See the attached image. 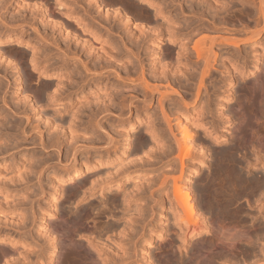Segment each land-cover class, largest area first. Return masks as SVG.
I'll return each instance as SVG.
<instances>
[{
	"label": "rangeland",
	"instance_id": "obj_1",
	"mask_svg": "<svg viewBox=\"0 0 264 264\" xmlns=\"http://www.w3.org/2000/svg\"><path fill=\"white\" fill-rule=\"evenodd\" d=\"M88 1L89 0H57V1L56 0H0V233H1L0 235L4 236V237L6 236V238H8L7 241L0 242V245L4 244L6 247L8 246L9 248L7 247L6 249H8L7 252L10 253V256L7 259L5 264H34V263L38 264L39 261L42 259L41 258L43 256L42 254L46 255L48 253V249H49V246H48L49 243H47L49 239H45V238H47V234L45 236H43L45 233H47L45 229L51 224V222L54 221V219H55V217H57V215H59L61 213L67 214V211L69 210L67 208L73 207L71 209L75 210L76 209L75 207H77V209H79L78 204L80 203V201L82 199V197L80 196V193L82 190H83L82 194H83V192L84 193L86 192L85 190H87V192H88V193H85V195L81 194L82 196L87 197L84 202H87V200L91 201L92 205L94 204V206L95 205L100 206L103 203H106L107 200H109L111 202L114 201V203L116 202V204L119 203V205H118L119 207H117L115 209L114 215L112 212L110 213L107 210L106 211L107 213L105 212L103 214V216L100 217V220L102 221V223H99V226L101 224H104L103 222L108 221V220L110 222L112 220V223L115 225V227H117L118 231L124 230L125 226H128L129 224L132 226V230H130L131 242L126 243L125 246H127L128 248L131 249V253L133 255L132 259L135 261L134 263H136V264H169V262H170L169 260L174 258L172 260V264H174L176 262H173V261L178 260V259L176 260L175 258H177V257L179 258V256L184 255L183 254L184 253V251H183L184 247H186V246H187L186 248H190V246L192 247L194 245V243H196L195 242L196 240L197 241L200 240L202 242L207 241L211 237L210 233H209L210 229L207 228L205 225L201 230L202 233H198L194 236H191L190 238H188V241L186 240V241H183L182 243L180 240L177 241V239L175 240V243H173L174 240H171V239H175L176 228H175L174 222H173V216H172L173 214H171V209L169 208V205H167L169 203V201L167 199H166L167 201L164 199V197H165L164 195L166 194V192H168L167 190L171 189L170 183L173 182V180H172L173 178L171 179L172 176L169 174L171 177L169 176L167 178V182H169V183L165 184L166 190L164 189L163 190L164 192L163 191L161 192V188L159 186L161 184H160V181H158V180H161L162 179L161 177L163 175L168 174L169 171H170V173H172L171 169L174 170L173 173L174 174L177 173L176 175H177V177H179L178 173L180 172V170L177 172L175 169H177V168L179 169L180 163L178 162L179 159L174 155L176 153V151L174 149L172 150V154L170 152L171 150L168 153V150H167L168 148L166 149L167 151L165 150V148L168 147V145H169V144L167 145L166 141H168V143H170V145L174 141H173V137L171 138V135H169L168 128L166 126V123H164V119H162V116H160L161 114H159V110H156L154 108V107H156L154 104L151 107L148 106L149 108L147 107L146 109L144 107H143V109L140 107L134 108L135 110L136 109L138 110L140 108V111L136 112L137 110L136 111L133 110L132 113L123 114V117H124L123 119L116 118V115L118 113L117 106L113 105L112 106V112L107 116L108 119L105 120L101 125V127H103L104 129L99 128L97 131L94 130V127H93L94 125L92 123H87V121L85 119V113H86L89 106L94 107L97 105H102L101 102L106 101L108 98L107 96L111 97L113 95L112 93H115L118 90L120 91L119 88H121L122 92H124L125 94H129V95L132 94L134 89L136 88V85L129 84V83H127V81H125V83L117 81L112 75H110L108 77L107 73H104L103 75H101L99 77V74L101 72H104L106 69H113V67L115 66V65H111V66H107V67L105 66L104 67L102 64V61H100L101 54H102L104 49L108 50L107 47H109V45L110 46L114 45V47H117L119 45L116 48L117 51L114 52L115 58L117 57L115 63H116V65L120 64L121 62L123 63V64H121V69H120V72L123 75L124 74V68L123 67L127 64H130L134 60V57H132L134 55H132L131 50L133 51V49L135 48V45H133V44H134V41L136 40V37L135 38L132 37L133 35H131V34L139 29L138 26L140 28H142V27H146V28L147 27H154V24L156 25L157 21L158 22L164 21L162 23H164V25L166 26L168 24L172 25L171 21L174 20V22H177L176 24L173 22L175 25H179L178 26L179 28L183 27V29H181L182 30V35H181L182 37L179 38V39H181V38L182 39L178 40V42L174 43L175 45L177 43H179V44L182 43L183 39L185 40L186 37H188V36H192V37L188 38L189 42L192 41L193 39L195 40V38L197 39V37H199L198 35L200 34L199 32H201V34L203 36L208 35V34L214 35L215 32H216V34L219 33L220 35H222V33H224L222 36H225L226 34H227L226 36H232L235 33L236 35L237 34L241 35V36L237 35L238 38H242V37L247 36L246 34H248V33H245V32L250 30L252 27L251 26L249 29L245 28L246 26L249 25L246 23V22H248V20H247L248 19V15H247L248 11L246 10L247 7L245 6L246 4L241 5V2H239V0H237L238 3L240 4V7L242 6L246 10V11H244V9L240 8L241 10H243V13L245 12L244 15L247 17L246 18L244 15H242L243 14V13H241L242 11L241 12L238 11L240 15L238 14L237 10L234 11L235 9L239 8V7H237L239 5H236V3H234V2H237L236 0H232V1L231 0H219L220 4H219V2L215 3L216 6L215 5L211 6V4H212L211 0H210L211 4H209V2H208L209 0H207V1L205 0L206 2L204 0H200V1L199 0H197V1L196 0H148V1L153 2L152 6L147 5V4H149V2L147 0H141V1L135 0V1H137L136 3H135V1L132 2L133 0H130L131 2H129L128 5H126L127 3L125 4L126 1L128 2V0H126V1L123 0V3L121 0L120 2L116 3L117 5L116 4L110 5V0H107V1L101 0L103 2V4H107L106 8L109 7L110 11H113L117 7H118V9H122V11H124L122 13H125V14H121V15L119 14L118 15V18L120 19L119 20L115 14L119 11L118 9H117L118 11L115 10V13L113 14L114 16H112L113 12L111 13L112 17L110 16L109 19L106 18L107 14H105V10L103 11L102 9H98V8L94 9L93 8V10H91L90 13H86V11H84L82 8H80V6H82L84 4L86 5V3ZM143 1H144V3H143ZM145 1H146V3H145ZM173 1H175V2H173ZM197 2L199 4L201 3L200 6L197 4ZM224 2L225 3L226 2H228V3L232 2L231 6L233 4H235L236 6L233 5L235 8L232 6V8H234V9H232L230 7V4H229L230 13L233 12V14H234V12H236V14H234V15H238L240 17L242 16L245 19H241L242 17L241 18L239 17V20H238V17L236 19V16H234L235 17L234 18L233 14L232 15L228 14V11H229L228 8L229 7L226 9L228 4L223 5ZM132 3H134L133 6H132ZM137 3H141V4H139L138 7L136 6L138 9L135 7V5H137ZM158 3H160V4H158ZM202 4H204V5L206 4L205 7ZM158 5L160 7L162 6L161 7L162 11L160 10L161 11L160 14L156 13V12L152 13L153 9L154 10H155V8L160 9V7ZM209 5L211 7H209ZM221 5L225 6L226 10H224V7H223V9L220 8ZM196 6H197L198 10L195 8ZM218 6H219V8H218ZM150 7H151V9H150ZM179 7H181L180 9L183 13L179 10ZM200 7H202V9ZM123 8H124V10H123ZM145 8H147V10ZM194 8L196 9V11H193V10H195ZM214 8H216V9H214ZM190 9H192V12H190L191 11ZM240 9H238V10H240ZM199 10H202V11H199ZM215 10H217V11L215 12V14H213V12ZM123 15H125L129 18H127ZM212 16L213 17L215 16L214 18H212V20H216L217 22L220 21L221 24L219 25L215 21V23L217 25L214 23H213L214 26L211 25L212 24V21H211ZM167 17H168V19L171 18L169 22L168 21L166 22V20H168V19H166ZM230 17H233V19ZM164 18H165V20H164ZM220 18L222 20L224 18V21H221ZM113 19H114V21H113ZM122 19H124V20H122ZM125 19L128 21L125 22ZM241 20L242 21L247 20L246 22L244 21L247 25L245 26V23H243ZM206 21H207V23H206ZM225 21H227V23L222 24V22H225ZM203 23H205V24H203ZM252 23H253V21L251 22V25H252ZM174 24L172 25V27L174 26ZM241 24H244V28H242L243 25H241ZM208 25L213 26V27L209 28ZM215 25H216V28H215ZM184 27H187L186 31H185ZM168 28H169V26H168ZM168 28L167 29L165 28L164 31H167V30L168 31L163 33V37L165 39L168 37V35H167V37H165L166 35H164V34L171 33L170 32L171 29L170 28L168 29ZM202 28H203V30H201ZM204 28H206V29H204ZM220 28H221V30H220ZM222 28H224V30ZM229 28H230V30H229ZM231 28H233V30H232L233 33L228 32V31H231ZM235 28L236 29L238 28V29L236 30ZM242 29L245 31H243ZM195 30H197V32ZM208 30H209V32H208ZM130 31H131V33H130ZM191 33H193V34H191ZM205 33H207V34H205ZM228 33L232 34V35H229ZM243 33H245V34H243ZM263 33H264V31H263ZM263 33H262L261 38H264ZM236 35H235V37H236ZM17 38L19 41H22V43H23L22 45H20V46L15 45V41L17 40ZM190 38H191V40H190ZM200 38H201V36H200ZM261 40L262 41H260L257 45H254V47H256V46H258V47L260 46V47H259V49H258V47H256L258 50L253 51V53H252V50L254 48H253V46H252L253 49L251 48V46H250L251 43H241L242 45L240 44V46L242 48L240 47L238 49L237 47H233V48H235L234 50H233V48L231 49L232 46L228 47L227 45H220V44H216V46H215V44H213V48L215 47L213 50L216 51L217 54L219 53L217 55L218 60L215 59L212 62L213 67L210 68L209 73H207V75L204 78L205 79L204 80L205 81L204 82L205 88H202L201 89L202 91H200V98H201L200 102H201V104L199 103V104H197V106H196V104L192 103V98H193V95L195 93L194 89H196V87H194V86H196V83H197V81L195 79L197 77H195V79L193 80L194 82L196 81L195 85H194V82H191V81L188 82V81H186V79L184 80V78H182V77L179 78L178 80L174 79L172 77L173 79L171 78L172 80L169 81L171 84L170 86L172 88H178V89H176L178 91L181 90L180 94L183 96L186 95V93H187V92L185 93L186 88L184 89V87H189V88L191 87L190 91H192V92L188 91L189 88H187V91L190 92V93H188V95L190 94L192 97L190 95L189 96L187 95V97L184 96V97H186V98H184V99H186V101H189V103L191 102L190 104L187 103V106H185V105L183 106V104H181V102L179 101L181 95L180 96L177 95V96H179V98L176 95H174L176 97L175 99L178 98L179 100L178 101L177 100H171V101L169 100V101L171 103L174 102L175 105L177 104L176 105L177 108L171 109L174 103L171 104L168 101H167L168 103L166 102L164 104V108L166 107L165 112L167 113V115L169 114L168 117L170 118L171 126L173 127V128L171 127L172 131L175 132V135L178 134L177 137L181 136V135H179L180 131H179V129H177L178 127H176L177 121H180L182 123H184L186 121L187 124L191 123V125H190L191 131L194 128L193 130L195 132L192 131L191 133H192V135L194 134L192 141L194 144L196 143V148H195L196 151H194V153H193L194 155L192 158L186 159V162L188 164L185 162V168H186L185 171H189V172H188V174H187V172H185L186 173V174L184 173L185 176L182 175L181 176L182 178L178 179V183L181 184L180 186L182 187V189L185 190V192H184V190H183V192L184 193L188 192L187 194H189V198L192 199V201L194 199L193 202L196 204L195 206H197V209L199 207V209H198L199 212L197 211V213H199V214H197V213L196 214L201 216V220H204L202 222H206L210 219L213 220L212 218H214V217L215 218L219 217L218 210L222 206L218 205V203L215 202V201H217L216 198L213 196H210V194L213 193L214 196H216L217 193L219 192L220 187L222 185V181H221L222 176L224 174H226L224 172H227L225 162H224V158L228 154V153L226 154V152L228 150V147H230V146L232 147L234 145L235 141H237V140H235L237 138L235 137L234 134H236V133L238 134L240 132L242 133L243 129H241V131H239V129H240L239 127H242L240 125L244 126V123H242V121L239 120V118L241 119V117H242L244 119V115H245L246 119H247V115L251 116L252 113L255 112L259 106L257 104L258 106L253 107L254 103H255L253 100H255V98H256V101L260 100V98H257L258 94L255 93V95H257V96H255V98L253 96V99L251 98L252 101L254 102L253 103L251 101V99H248L249 98L248 96L250 95V97H251V94L247 93L248 94L247 95L246 94L247 91H244L247 88L245 89L244 87L245 86L249 87L247 85L250 84L249 80H251V77H253V76L256 77L255 75L258 71L260 73V71L263 72V70H264V65H263L264 64V60H263L264 59V51H263L264 49H263V46H261V45H264V40L263 39H261ZM155 41H156L155 38H151L149 40V42L147 43L148 45L146 44V49H143L140 53V54H142V56L144 58V63H145L146 68H147L146 72L151 70L149 68L148 60H149V58H151L150 57V55L152 53L151 48L153 46H155V43H156ZM179 41H181V42H179ZM186 41H187V39H186ZM186 41H185V43L187 44L188 41L187 42ZM183 43H184V41H183ZM191 43H194V41L190 42L189 46ZM122 44L124 46H126L127 48H131L130 49L131 53L129 51H125L122 48V46H123ZM161 44H160L161 45L160 48L163 49V47L165 48V44L167 45V41L164 40V43H161ZM179 44H177V46H179ZM203 44H206L205 46H208L207 43L203 42ZM247 46H248V48H247ZM249 46H250L251 50L249 49ZM154 48H152V49H154ZM226 48L228 51L225 50ZM241 49H242V51H241ZM220 50H222V51L220 52ZM232 50L234 52L239 50L238 51L239 53L236 52L235 54H237V55H235V54H233L234 52H232ZM259 50H261V52ZM164 51H165L164 49L161 50L163 55L164 54L165 55L163 57H161L160 55L162 53L160 52V55L158 56L159 58L160 57L163 59L166 58L167 55H166V52H164ZM230 51L232 53H230ZM243 51H245V52L242 53ZM248 51L250 54H248ZM114 53H113V56H114ZM191 53L193 54V51ZM227 53H229V56ZM255 53H256L257 57H256ZM251 54H254L255 58H252L253 56H251ZM230 55H233V57L237 56V58L235 57L233 59V57H231L233 59V60H231ZM244 55H245V57H244ZM240 57L241 58L243 57L244 60L240 59ZM260 57H261V59H260ZM121 58H123L122 61H120ZM167 58H166V60L169 61L170 58L168 56H167ZM194 58H191V60H194ZM245 58H247L249 61L246 62L247 59H245ZM185 59L189 63L190 60L188 61V58H185ZM228 59L231 60V62L233 61L234 66L231 65L233 63H230V61ZM238 59H239V62H238ZM11 60H13L15 65H17L16 69H12L11 67H9L7 62L11 61ZM171 61L173 63L172 59H171ZM224 62H225V64H224ZM228 62L230 63V66H229ZM235 62H236V64H235ZM256 62L258 63V66H260L259 67L260 69L258 68V69H256V71L255 70L251 71V69H254ZM247 63H248V65H247ZM259 63H260V65H259ZM202 64H203L202 60L200 62H196V63L194 62V64L191 62L190 64H187L188 66L185 65V68L183 70L188 73L191 71L192 67L195 66L194 69L195 68L198 69V67H200V65L202 66ZM249 64L251 65V67ZM82 65L85 66L87 69H91V71L93 73H95V76H94L95 78L91 79L89 82H87V81L82 82V83H84L83 87L79 88L78 90H72L71 93L67 94L68 85H70V83H72L73 81L78 85L77 80L79 78V75H81L85 72ZM225 65H226V68L228 67L229 71L231 70L232 72L231 71L229 72L228 69L226 71V68L224 67ZM237 65H238V67L240 66L239 68H241L242 70L237 71V69H238ZM241 65H242V67H241ZM246 66H248L249 68ZM46 68H47V70L49 69L48 70L49 73H52V74L54 73L55 75L51 74L52 76H46L45 74H43L42 71H45ZM232 68H234V69H232ZM248 70H249V72H248ZM262 74H263V76L260 73V75L259 76L257 75V77L261 78V76H262V78L264 79V72ZM146 75L147 76L149 75L148 72ZM229 75H231V76H229ZM257 77L254 79L252 78L253 80H251V84H252V81H255V82L258 81V83H260V80ZM47 79H49V80H47ZM180 79L182 82H180ZM228 79H230V81H228ZM19 80H20L21 85H20L19 89H17V82ZM50 80H55V85L53 84V85H51V87H48L47 83ZM56 82H58V83H56ZM180 83H182V84H180ZM254 83H253L252 87H256L255 85H258L257 82L255 84ZM191 84L193 87L190 86ZM251 84H250V87H251ZM56 85L58 87H55ZM77 85H75V86H77ZM53 88H58L57 94L61 93L60 96L63 97L62 99H60L58 97L59 98L58 100L46 102L43 99V97H41V95H40V97H37L35 95L36 92L38 93L41 90L44 91V89L46 90L45 92L49 93L50 91L53 90ZM257 88H258V86L256 87V89ZM116 89H118V90H116ZM227 89H229V91ZM243 91L245 94H243ZM108 93L112 94V95H109ZM227 93L229 94V96L227 95ZM241 93L245 97L247 95L248 98H246L245 101H246V103L249 101H250V103L252 102L253 104H251L250 107L251 108L253 107V109H251L249 107L248 103H247L248 107L246 106V103L243 102L244 99H242V97L243 98H245V97L240 96ZM115 95H117V94H115ZM211 95H213V97ZM208 96L210 98H208ZM25 97H27L29 99L32 98V100L30 102H28L27 98H25ZM217 97H219V98H217ZM258 97H260V96H258ZM188 98H190V99H188ZM210 99H211V101H210ZM221 99H225V100H221ZM236 99L238 101H236ZM247 99H248V101H247ZM263 99H264V97L261 96V100H263ZM204 100H206L209 104ZM220 100L223 101V103ZM239 100L242 101V102L240 101L241 102L240 105H243L241 107L238 103ZM32 101H34V103L37 106L38 105L40 106V108L38 109L39 113L37 111H35V109L33 108ZM260 101L256 102V103H260ZM263 101L261 103H263ZM179 102L181 105L179 104L180 106L178 107ZM108 103H109V100H108ZM202 103L203 104L207 103V104H205V105H207L206 106L207 110H209V108L212 110L210 120L207 119V121L206 120H204V121H206L205 124L207 123V124H209L210 127L212 126V128H210V129H211V133H214V134L208 135L207 132L205 131V129L202 128L203 126H201V125H204V123L200 124L201 121L199 119H196L197 118V111L198 112L200 111L197 109L201 108V110H202V109L206 108L205 106H202ZM208 105H209V107H208ZM234 105H236V106H234ZM201 106L204 108H202ZM237 106H239L240 108ZM234 107L235 108L237 107V109H235ZM186 109H188V110H186ZM230 109L232 110V112H230L231 111ZM238 109H241L242 113H240V115L243 114V116L239 115ZM242 109H244V110H242ZM246 109L247 110L250 109V110H252V112L250 113L249 112L250 110H249L248 112L250 114L247 112V115H246L245 114L246 112H243ZM41 110H42V113H40ZM145 110L147 111V114L150 117L152 116L151 120L155 117L153 119L154 125H157V124L158 125H157V127L156 126H152V127L155 130L158 128L157 129L158 131H155L153 128L152 129L155 133L157 132V135H159L160 138L162 137L161 138L162 140L160 142H159V140H157L158 142L156 141L155 145H153V144L151 145L152 141L148 139L149 141L146 144L147 147H146V145L144 146L145 151H147L148 149L151 151L152 148L150 149V146H152L153 149H156L157 151L154 150L155 152L152 151L153 153L150 151L149 152L147 151V154L141 152L140 153L141 155L138 156L139 154L138 155L132 154V153H134V149H135L134 146L136 145L138 138H139V142L137 144H139V143L141 144L140 139L142 141V138L139 137L140 135H138L137 132L141 133V131H142V133L147 135V137L148 136L150 137V135L146 132V130H144L145 126L147 125V123L149 121L147 119H142L143 124H140L141 125V126L139 125L140 127L138 126L136 128H133V126L136 124V122H134L135 121L134 119H136L137 116H140L142 113L143 114L141 116H143L145 114ZM154 110L157 111V113L154 112ZM167 110H169V111H167ZM170 110H172V111L174 110V111L172 112ZM235 110L237 113L235 112ZM149 111L153 112V114L150 115ZM175 111H177L178 114L180 113V115H181L180 117H182V118L184 117V118L180 119V120H175L174 117L176 115L173 114ZM195 111H196V113H195ZM72 113H73L72 116H74V117L71 116ZM137 113H138V115H136ZM233 113H236L239 117H237ZM38 114H42V116H48L47 118L52 117L53 118L52 120L55 121L54 124L50 125V128L47 127L48 126L47 123L43 119L41 120V118H39L40 116ZM193 114H196V115H193ZM232 116H234L235 118ZM70 117H71V121H69ZM98 117H100V116H98ZM228 117L229 118L231 117L232 121ZM236 117L238 120H234V119H236ZM72 118H74V119H72ZM27 119H28V121H27ZM173 119L175 120V122ZM248 119H251V118L248 117ZM182 120H185V121L183 122ZM196 120L198 123L196 122ZM225 120L226 121L229 120V121L226 122ZM238 121H240V123H238ZM208 122L212 123V125ZM231 122H233V123H231ZM234 122L235 123L237 122L236 124H238L237 125L238 127H236V124ZM155 123H157V124H155ZM56 124L58 127H56ZM144 124H145V126H144ZM151 124L153 125V123H151ZM232 124L235 126H233ZM31 125H37V127L40 128V130L42 131V138L45 141H47V139L51 136L53 138V136L57 133V131H59V129H62L61 128V125H62V127L65 129L64 130L62 129L61 132L59 131L60 134L58 132L59 135H57L58 137H55V139L58 140L60 143V141L62 142V135L63 136L65 135L63 137V143H61L60 147L49 146L46 149H41L40 145L38 144L39 135L36 134L35 131L30 129ZM214 126L216 128V129L214 128L215 131L213 129ZM232 126L236 127L238 129L237 131H239V132L236 131V128H232ZM142 127L144 129H142ZM48 128H49V130H48ZM166 128H167V130H166ZM71 129H72V131H71ZM73 129H75V130H73ZM232 129H234V131ZM231 130H232V132H234L233 134H232V132H230ZM203 131H205L206 133ZM218 131H220V132H218ZM105 132H108L113 136V138L115 140V147L106 148L107 145H105L106 144L105 139L103 137L100 138V136H98V135H101ZM23 135H25V136H23ZM210 135H211V137H210ZM212 135H215V136H212ZM240 135L241 134H239L237 137H240ZM71 136H73V138L77 139V143H76L77 145H82V144L88 145V147L86 149H83L77 153L78 159L79 158L83 159V157H85V155H86V158H89L90 163H94V160H95V162L99 161L100 163H102V165H100L96 168V171H98V173L96 174V177L95 176L91 177V178L94 177L93 180L90 179L92 182H94V180H96V178L98 179L96 182H98L101 180V178H104L107 175H111L112 172L114 173L116 170L120 171V170H123L124 168L127 169L126 174H128V173L129 174L128 175L123 174L124 178L123 177L120 178V180L121 179L122 180L119 181V184H118V181L113 180V182L110 183L111 186L110 185H98V186L96 185V187L93 188L92 190L90 189V186L93 184L89 183L90 181H88L84 185L82 184L83 186L76 183L78 185V187H73L75 184L74 182H78V180H76L74 182H70V183L63 181L61 183V185H58L57 183H59V182H57V181H59L60 175L63 174V172L61 170H63V168L68 166L67 165L68 162L65 163V160H64L65 159L64 157L66 155L65 153L67 151L66 148L68 147V143H66L67 141H65V138L71 137ZM136 136L138 137L137 139H136ZM233 136H234V138H233ZM95 137L97 139H95ZM166 137L168 138V140ZM213 137H215L216 139ZM163 138H164V140H163ZM231 138L234 139L233 142H232ZM125 139H128V141H129L128 142L129 144L127 147H125L123 145V144H125V141H126ZM39 140H40V137H39ZM232 143H233V145H232ZM161 144H163V146H165V148L162 146L163 150H165V152L162 151ZM174 144L175 143H173V145H171V146H174ZM198 144L200 145V147ZM199 148H200V150H199ZM230 148H229V151H230ZM58 149H59V151H58ZM201 149H203V150L201 151ZM86 150L88 152H86ZM56 151H57V153H56ZM173 151H175L174 154H173ZM197 151H198V153H197ZM158 152H160V153H158ZM244 152H245L244 149L237 150V153L239 155L243 154ZM250 153H248V154H250ZM257 153L259 155H261L262 157H264V150H258ZM200 154H202V155H200ZM87 156H89V157H87ZM253 156L254 155L252 154V157ZM135 157L137 159L139 157L147 158L145 161L148 164L145 163L146 165H144V166H148V167L144 168V166H143V167H140V169H139V166L138 167L135 166L134 165L135 164L134 159H136ZM86 158H84L83 160H85ZM91 158H92V160H91ZM95 158L96 159L99 158V159L96 160ZM222 158H223V160H222ZM81 159H79V160H81ZM189 160H191L192 163ZM246 161L248 162V164H247L248 166L242 165V164L247 163ZM246 161H243L242 164H240L241 168L243 167L242 171H244L242 173L245 175H247L253 171H254L253 173H256V171L259 172V170L261 172L262 166L264 167V164H262V163L256 164V162L254 160L251 161V164H250L249 160H246ZM63 163H65L66 166L63 165ZM88 163H89V161H88ZM132 164L134 166H132ZM193 164H196V165H194L195 167L193 166ZM62 165H63V167H62ZM188 165H190V166H188ZM224 166H225V168H223ZM127 167H129V168H127ZM173 167H175V169ZM221 167H222V169H221ZM187 168H188V170H187ZM141 170H143V173ZM146 170H150V171H146ZM245 170H246V172L249 170V172L246 173ZM57 171H59V174ZM60 172H62V173H60ZM145 172H147V174ZM165 172H167V173L165 174ZM54 173H55V175L52 176V174H54ZM154 173L156 175H154ZM160 174H162V175H160ZM186 175H189V176L191 175V176H190V178H187ZM148 176L151 177L150 179H154L155 181L152 180V182H151V180L149 179ZM183 176H184V178H183ZM158 178H160V179H158ZM208 179H210L209 182L212 180L210 182L211 184L207 181ZM148 180L151 183L150 185H149ZM180 180H182V181L180 182ZM124 181H125V183H124ZM96 182L94 184H96ZM158 182H159V184L157 185ZM207 182L209 184H207L206 185L207 187H206L204 185ZM212 183H213V186H212ZM71 184H72V186H71ZM155 184L158 187H155ZM116 185L118 187L114 188V186H116ZM188 185H190V186H188ZM150 186L153 188L151 189ZM209 186L211 187V189ZM55 187H56V189H54ZM70 187L71 188L73 187L74 190L70 189ZM106 187H108L109 189L111 187V190H109ZM183 187H185V188H183ZM212 187H213V189H212ZM60 188L63 190H61ZM76 188H80V189H78L76 192L75 191ZM116 188H117V190H116ZM149 188H150L151 194L149 193ZM204 188H208V189H204ZM88 189H90V190H88ZM112 189H113V191L114 190L115 191L113 192ZM209 189L211 191H213V190L215 191V189H216V191H218V192H216V191H215L216 193L214 191L210 192ZM70 190H73V191H70ZM121 190H122V192L125 193V195H126V193H127V195H129L128 193L131 192L133 194L132 195L133 197L130 194L129 198L131 197L130 200L131 201L133 200V201L132 202L130 201L129 203H127V205H125L126 203L124 202V199H123L125 197V195H124V193L122 194L121 192H119ZM187 190H189V191H187ZM206 190H209V193L207 192V194H205ZM60 191H63V192H60ZM78 191L80 193H78ZM198 191H200V192H198ZM69 192H72V194L74 192V194L79 195L80 197L79 196H77V197H79V199L80 198L81 199L79 200L76 197V195H74V198H75L74 199L73 196L71 195V193L69 194ZM116 192L119 193V194L117 193L118 196H117ZM102 193H104V194L106 193L105 197ZM113 193H115V194H113ZM162 193H163V195H162ZM68 194H69V197H70V195L72 196L71 198L74 201H72V199H71V201L74 203L76 202L75 204L70 201V198H68ZM158 194L159 195L161 194L162 197H161V195L159 196ZM213 194H211V195H213ZM113 195H115V197H116V198L114 197L115 199L112 197ZM127 195H126V197H127ZM120 196H123V197H120ZM136 196H138V197H136ZM246 197L247 196H245V194H243V196H241L240 201H238V203L239 202H243V203L248 202V201H246V199H247ZM100 198H102V199H100ZM106 198H107V200H106ZM117 198H120V200ZM208 198H209V201H208ZM210 198H211V200H210ZM160 199L162 200V202ZM68 200L70 201L69 204L67 202ZM76 200H78L79 203ZM213 200H215V201L213 202ZM253 200L254 199H250L249 204L248 205L245 204L242 207L243 209L241 208V211H243L242 214H244V213L246 214V217H245L246 226H245V228H247V226H249V227L251 226L253 228V227H255V225H257L255 223L259 224L261 222V219L262 220L264 219L263 218L264 203H261L260 201L256 202ZM53 201L56 202L57 209L55 208L54 212L56 214L52 216V207H53L52 202ZM109 201L106 203V207L109 205L108 203H111ZM121 201H123L125 204H123V202H121ZM207 201L209 203L211 201V203L209 204ZM84 202L81 203L80 206H83ZM163 202H165V203H163ZM238 203L237 202L233 203V205L231 207L235 209L236 204H238ZM67 204H68V206L69 205H71V206L68 207ZM72 204H74V206ZM208 204L209 205L212 204V209L208 208ZM213 204H214V206H213ZM143 208H144V210H143ZM49 209L51 211H48ZM71 209H70V211H72ZM236 209H238V208H236ZM209 210H210V213L208 212ZM211 210H212V214L215 213L213 216L211 214ZM216 211H217V214H216ZM110 214L112 216H115V217L110 216ZM142 215H143V217H142ZM40 216L41 217L43 216L42 218H44L43 219V222H44L43 226L39 225V222L41 221ZM227 217H229V218H227V220H229L228 222H230V223L232 221L233 224H234V222L236 224V222L239 221V219L237 218V213H236V215H234V213L229 214ZM144 218H146V220H144ZM113 220L114 221L116 220V221L113 222ZM258 221H260V222H258ZM88 223H92V222L87 220V224ZM253 224H255V225L253 226ZM89 225L92 226V224H89ZM252 228H249V229L252 230ZM39 230H41V231L44 230L43 234ZM160 230H162V231H160ZM126 232H127V230H126ZM108 236L110 237V239L112 241H113V237H114V239H118V238L123 239L124 238L123 236H121L119 234L115 235L112 233H109ZM106 237H107L106 235H101L100 243L111 244L109 242L108 237L107 238ZM74 238L78 239V240L81 239L82 242H85L84 238L82 236L78 235V237L74 236ZM206 238H208V239H206ZM169 240L172 242L169 243L168 242ZM11 242H12V244H11ZM145 243H147V244H145ZM180 243L182 245V246L181 245L180 246L183 248V250H180V252H177L178 250L176 251L175 247H176V245L179 246ZM170 244H172V247L169 246ZM30 246H32V247H30ZM144 247H147V253L145 255H143L144 250H145ZM181 247H180V249H181ZM169 248H171L172 250L175 249V251L172 252V250ZM166 249L170 250L171 254L167 250L168 251L167 255H168V257H171V258H167V255H166V257H162L164 255V253H166ZM173 253H174V255H173ZM37 254H40L39 255L40 259L36 258ZM177 254H178V256H177ZM246 254H244L245 256H242L243 254H241V257L228 258L229 263L227 260H222L221 262L218 261V262H214L213 264H249L254 259L258 258V257L249 256L248 254L247 255ZM172 255L174 257H172ZM165 258H167L169 260H166ZM170 264H171V262H170ZM176 264H178V262Z\"/></svg>",
	"mask_w": 264,
	"mask_h": 264
},
{
	"label": "bare ground",
	"instance_id": "obj_2",
	"mask_svg": "<svg viewBox=\"0 0 264 264\" xmlns=\"http://www.w3.org/2000/svg\"><path fill=\"white\" fill-rule=\"evenodd\" d=\"M57 1V0H56ZM102 1H104V0H102ZM101 0H89L87 3H86V5L84 4V5H82V6H80V8H82L84 11H86V13H90L91 12V10H93V8L94 9H102L103 11L105 10V14H107V16H106V18H108L109 19V17L111 16V13H112V16H114L113 14L115 13V10H117L118 9V7L116 8V9H114L113 11H110V9H109V7L108 8H106V5L107 4H103V2H102ZM107 1V0H106ZM105 1V2H106ZM121 0H110V5L111 4H113V5H115L116 3H118V2H120ZM124 1H126V0H124ZM135 0H133L132 2H134ZM139 1H141V0H139ZM148 1V0H147ZM197 1V0H196ZM200 1V0H199ZM205 1V0H204ZM207 1V0H206ZM205 1V2H206ZM211 1H212V4H211ZM209 0L208 2H209V4H211V6H216V4L215 3H218L219 2V0ZM232 1V0H231ZM237 1V0H236ZM129 2H131L130 0H128V2L126 1L125 2V4L126 5H128V3ZM137 1H135V3H136ZM149 2V4H147V5H149V6H152L153 5V2L152 1H148ZM147 2V3H148ZM173 2H175V1H173ZM202 2V1H201ZM239 2H241V5H245L247 8H246V10L248 11L247 12V15H248V22H246L245 20V22L247 23V24H249L248 26H246L247 24L244 22V21H242L243 23H245V28H250L251 26V29L250 30H248V31H246L245 33H248V34H246L247 36H245V37H242V38H238L237 37V35H240V34H229V35H232V36H222L224 33H222V35H220L219 33H217L216 34V32H215V34L214 35H211V34H208V35H202L201 34V32H199L200 34L198 35L199 37H197V39L195 38V40L193 39L192 41H190V42H193L194 41V43H191L190 44V46H189V40H188V38L189 37H192V36H188V37H186V39H187V41H186V39L184 40L183 39V41H184V43H183V41H182V43H177V44H179V46H177V44L175 45L174 43H176V42H178V40H181V39H179L180 37H182L181 35H182V30L181 29H183V27H181V28H179L178 26L179 25H175L177 22H174V20L173 21H171V23H172V25L174 24V26L172 27V25H164V23H162V22H164V21H162V22H156V25L154 24V27H142V28H140L139 26H138V30H136L135 32H133L131 35H133L132 37H136V40L134 41V44L133 45H135V48L133 49V51L131 50V52H132V55H134V56H132V57H134V60H133V62H129L130 64H127V65H125L123 68H124V74L122 75L121 74V72H120V69H121V64H123L122 62L120 63V64H118V65H116V58H115V53L114 52H116L117 51V47L119 46H117V47H114V45L112 46H110L109 45V47H107V49L108 50H103V52H102V54H101V59H100V61H102V64H103V66L105 67H107V66H111V65H115L114 67H113V69H106L104 72H101L100 74H99V77L101 76V75H103L104 73H107V76L109 77L110 75H112L117 81H120V82H124L125 83V81H127V83H129V84H133V85H136V88L134 89V91H133V93L132 94H125L124 92H122V90H121V88H119L120 89V91L118 90V89H116V90H118L117 92H115V93H112V94H109V95H112L111 97L110 96H107L108 98H107V100L106 101H104V102H101V104L102 105H97V106H89L88 107V109H87V111H86V113H85V119H86V121H87V123H92L94 126V130L95 131H97L99 128L100 129H104L103 127H101V125H102V123L105 121V120H107L108 119V115L112 112V106L113 105H115V106H117V111H118V113H117V115H116V118H119V119H123L124 117H123V114H126V113H132L133 112V110L134 111H136L134 108H138V107H140V108H142L143 109V107L146 109L148 106H152L153 104L156 106V107H154L156 110H159V114H161L160 116H162V119H164V123H166V126H167V128H168V132H169V135H171V138L173 137V143H175L174 144V146H171V145H173V143L170 145V143H168V141H166L167 142V145H168V147H166L165 148V146H163V144H161V148H162V151L163 152H165V150L167 149L168 150V153H169V151L171 152V154H172V150L174 149L175 151H176V153L174 154V152L175 151H173V154L179 159V169L177 168V169H175V167H173L177 172L180 170V172L178 173V175H179V177H177V173L176 174H174L173 173V171L174 170H172L171 168V172L174 174H172V173H170V171L168 172V174H166L167 172H165V174L166 175H163L161 178V180H158V181H160V184L161 185H159L160 186V188H161V192L165 189L166 190V188H165V184L167 183H169V182H167V178L170 176L171 177V179L173 180V182L172 183H170V190H167L168 192H166V194L164 195L165 197H164V199L166 200H168L169 201V203L167 204V205H169V208L171 209V214H173L172 216H173V222H174V226H175V228H176V232H175V239H171V240H174L173 241V243H175V240L177 239V241L178 240H180L181 241V243L183 242V241H188V238H190L191 236H194V235H196V234H198V233H202L201 232V230H202V228L206 225V227L207 228H209L210 230V238L208 239V238H206V239H208L207 241H205V242H202V241H195L196 243H194V245L191 247L190 246V248H186V247H184V250H183V248L181 247L182 245H181V243L179 244V246L181 247V249H180V247L178 246V245H176V247H175V249H176V251L177 252H180V250H183L184 251V255H182V256H179V258L177 257V258H175L177 261H173V262H178V264H213L214 262H218V261H222V260H227L228 261V263H229V259L228 258H236V257H241V254H243L242 256H245L244 254H248L249 256H253V257H258V258H256V259H254L252 262H250L249 264H264V219L262 220L261 219V222L260 221H258V222H260L259 224L258 223H255V224H257V225H255V224H253V226L255 225V227H249V226H247V228H245V226H246V224H245V217H246V214L244 213V214H242V212L243 211H241V208L246 204V205H248L249 204V201H250V199H254L253 201H256V202H258V201H260L261 203H264V167L262 166V168H261V172H260V170H259V172H257L256 170V173H253V172H250L249 174H247V175H245V174H243L242 172H244V171H242V168H241V165L240 164H242V162L243 161H246V160H249L250 161V164H251V161L252 160H254L255 162H256V164H258V163H262V164H264V157H262L261 155H259L258 153H257V151L258 150H264V99L263 100H261V96L262 97H264V79L262 78V76H263V72H264V70H263V72H261L260 71V73H261V78H259V77H257V75L259 76L260 75V73H259V71L256 73V77L260 80V83H258V81H256L257 82V84L258 85H255L256 87L258 86V88L256 89V87H252V85H253V83L255 82V81H252V84H251V80H253L254 78H256V77H251V80H249L248 82L251 84V87H250V84L249 85H247V86H249V87H244L246 90H244V91H247L246 92V94L248 93V94H251V97H250V95L247 97V95H246V97L244 96V95H242V93H241V95L240 96H244L245 98H243L242 97V99H244V101L243 102H245L246 103V101H245V99L246 98H248V99H253V96H254V98H255V96H257V95H255V93H257L258 94V96H260V97H258L257 96V98H260V100H257L256 101V98H255V100H253L255 103L256 102H259L260 101V103H254L253 101H252V99H251V101L254 103V106L253 107H255V106H258V108H257V110L255 111V112H253L252 113V115L250 116H248L247 115V112L250 110H245V111H243V112H246L245 114L247 115V119H246V116L244 115V119L241 117V119L239 118V120H241L242 121V123H244V126L243 125H240V126H242V127H239L240 129H239V131H241V129H243L242 130V133L240 132V133H236V134H234L235 135V137L237 138V139H235V140H237V141H235V143H234V145H233V143H232V147L230 148V147H228V150H227V152H226V156H225V158H224V162H225V166H226V169H227V172H224V173H226V174H224L223 176H222V179H221V181H222V185H221V187H220V190H219V192L218 191H216V189H215V191L216 192H218L217 193V195L216 196H214V194L213 193H211V194H213V195H211L210 194V196H213V197H215L216 198V200L217 201H215V200H213V202L215 201L216 203H218V205H221L222 207L218 210V215H219V217H214V218H212L213 220H208V221H206V222H202V221H204V220H201V216H199V215H197V214H199V213H197V211H198V209H199V207H198V209H197V206H195L196 204L193 202L194 201V199H193V201H192V199H190L189 198V194H187L188 192L187 191H189V190H187L186 192L187 193H184L185 192V190L184 189H182V187L180 186L181 184H179L178 183V179H181L182 177V175H184V173L185 172H187V174H188V172L189 171H185V162H186V159L187 158H192L193 157V153H194V151H196L195 150V148H196V143L194 144L193 143V141H192V139H193V136H194V134L192 135V131H194L193 129H192V131H191V123L190 124H187V122L185 121V120H182L184 123H182V122H180V121H177V125H176V127H178L177 129H179V131H180V134L179 135H181V136H178L177 137V135H175V132L174 131H172V126H171V121H170V118L168 117L169 116V114L167 115V113L165 112L166 110H165V108H164V104L168 101V102H170L171 100H179L178 98H179V96L181 95L180 93V91H178V90H176V89H178V88H172L170 85V80H172L173 78L174 79H179V78H184V80L186 79V81H191V82H194L193 80L195 79V77H197L195 80L197 81V83H196V86H194V87H196V89H194L195 90V93H194V95H193V98H192V103H194V104H196V106H197V104H201V98H200V91H202L201 89L202 88H205L204 87V78H205V76L207 75V73H209V70H210V68L211 67H213V61L215 60V59H217V55L219 54H217V52L216 51H214L213 49L215 48H213V44H215V46H216V44H220V45H227L228 47L229 46H232L231 47V49L233 48V47H237L238 49L241 47L240 46V44L241 43H251V48H252V46H253V50H252V53H253V51H256V50H258L259 49V47L258 46H256V47H258V49L256 48V47H254V45H257L260 41H262L261 39H263L264 40V38H261V36H262V33H263V31H264V0H239ZM108 3V2H107ZM122 3H123V0H122ZM143 3H144V1H143ZM145 3H146V1H145ZM232 3V2H231ZM231 3L229 2H224L223 3V5L225 4V5H227L228 4V6L226 7V9L229 7V4H230V7L232 8V6L233 5H235V4H233L232 6H231ZM234 3H236V5H239V6H237V7H239V8H237V9H235L234 11H236L237 10V12L238 11H242L241 13H243V10H241L240 8H242V9H244V7H240V4L238 3V1L237 2H234ZM238 3V4H237ZM243 3V4H242ZM131 4V3H130ZM133 4L134 3H132V6H133ZM139 4H141V3H137V5H135V7L137 6H139ZM158 4H160V3H158ZM193 4V3H192ZM197 4L200 6V4L197 2ZM219 4H220V2H219ZM117 5V4H116ZM156 5V4H155ZM174 5V4H173ZM197 5V6H198ZM204 7H205V5L204 4H202ZM201 5V6H202ZM218 5V4H217ZM223 5H221L220 6V8H222L223 9V7H224V10H226L225 9V6H223ZM235 5V6H236ZM130 6V5H129ZM159 6V5H158ZM171 6V5H170ZM190 6V5H189ZM197 6L195 7L196 9H197ZM210 5H209V7H211ZM134 7V8H135ZM136 7V8H137ZM160 7V6H159ZM162 7V6H161ZM161 7H160V9H156L155 8V10L153 11L152 10V13L153 12H156V13H159L160 14V12L162 11V9H161ZM172 7V6H171ZM192 7V6H191ZM230 7L228 8V10L230 9ZM234 7V6H233ZM133 8V9H134ZM143 8V7H142ZM170 8V7H169ZM181 7H179V10L181 11V9H180ZM194 8V9H195ZM201 9H202V7H200ZM218 8H219V6H218ZM235 8V7H234ZM234 8H232V9H234ZM138 9V8H137ZM146 10H147V8H145ZM144 9V10H145ZM150 9H151V7H150ZM149 9V10H150ZM183 9V8H182ZM196 9L195 10H193V11H196ZM214 9H216V8H214ZM238 9H240V10H238ZM119 10V11H118ZM117 11V13H115L116 14V17L118 18V15L120 14H125V13H122V12H124V11H122V9H118ZM123 10H124V8H123ZM136 10V9H135ZM161 10V11H160ZM191 10V11H190ZM189 11L190 12H192V9H190ZM198 10V9H197ZM219 10V9H218ZM221 10V9H220ZM245 9H244V11H246ZM137 11V10H136ZM199 11H202V10H199ZM198 11V12H199ZM213 11V10H212ZM217 10H215L214 12H213V14H215V12H216ZM233 11V10H232ZM141 12V11H140ZM148 12V11H147ZM146 12V13H147ZM182 12V11H181ZM189 12V13H190ZM219 12V11H218ZM149 13V12H148ZM151 13V12H150ZM163 13V12H162ZM161 13V14H162ZM183 13V12H182ZM201 13V12H200ZM142 14V13H141ZM144 14V13H143ZM167 14V13H166ZM228 14H233V12H231L230 13V10L228 11ZM234 14H236V12H234ZM233 14V17L234 16H236V19H237V17H238V20H239V17L240 16H238V15H234ZM238 14H239V12H238ZM245 14V12L242 14V15H244ZM127 15V14H126ZM152 15V14H151ZM155 15V14H154ZM230 15V16H231ZM240 15V14H239ZM111 16V17H112ZM123 16H125V15H123ZM164 16V15H163ZM227 16V15H226ZM245 16V15H244ZM115 17V18H116ZM120 17V16H119ZM125 17H127V16H125ZM145 17V16H144ZM165 17V16H164ZM215 17V16H214ZM213 16L211 17V21H212V24L211 25H213V23L214 24H216L215 23V21L216 20H212V18H214ZM233 17H230V18H232L233 19ZM242 17V16H241ZM240 17V18H241ZM246 17V16H245ZM114 18V19H115ZM116 18V19H117ZM121 18V17H120ZM127 18H129V17H127ZM126 18V19H127ZM148 18V17H147ZM163 18V17H162ZM174 18V17H173ZM172 18V19H173ZM203 18V17H202ZM208 18V17H207ZM229 18V19H230ZM235 18V17H234ZM247 18V17H246ZM114 19H113V21H114ZM119 19V18H118ZM125 19V22L126 21H128V20H126ZM142 19V18H141ZM166 19H168V17L166 18ZM170 19L171 18H169L168 20H166V22L168 21H170ZM209 19V18H208ZM241 19H245V18H241ZM120 20V19H119ZM118 20V21H119ZM122 20H124V19H122ZM121 20V21H122ZM164 20H165V18H164ZM203 20V19H202ZM220 20L221 21H224V18H223V20L220 18ZM237 20V21H238ZM76 21V20H75ZM209 21V20H208ZM214 21V22H213ZM253 21V23H252V25H251V22ZM174 22V23H173ZM217 22V21H216ZM220 22V21H219ZM219 22H217V24H221V22L219 23ZM198 23V22H197ZM201 23V22H200ZM206 23H207V21H206ZM224 23H227V21H225V22H222V24H224ZM166 24V23H165ZM199 24V23H198ZM203 24H205V23H203ZM216 24V25H217ZM216 25H215V28H216ZM241 25H243V27L242 28H244V24H241ZM240 25V26H241ZM142 26V25H141ZM144 26V25H143ZM168 26H169V28L171 29L170 30V32L171 33H167V34H164V35H166L165 37H167V35H168V37L165 39L164 37H163V33H165V32H167V31H164L165 30V28L167 29L168 28ZM191 26V25H190ZM189 26V27H190ZM214 26V25H213ZM213 26H210V25H208V27L210 28V27H213ZM238 27V26H237ZM168 28V29H169ZM198 28V27H197ZM207 28V27H206ZM206 28H204V29H206ZM226 28V27H225ZM240 28V27H239ZM110 29V28H109ZM113 29V28H112ZM184 29H185V31H186V29H187V27H184ZM212 29V28H211ZM223 30H224V28H222ZM228 29V28H227ZM236 29V28H235ZM238 29V28H237ZM236 29V30H237ZM241 29V28H240ZM239 29V30H240ZM201 30H203V28L201 29ZM210 30V29H209ZM209 30H208V32H209ZM220 30H221V28H220ZM229 30H230V28H229ZM232 30H233V28H231V31H228V32H232ZM243 30V29H242ZM112 31V30H111ZM194 31V30H193ZM196 32H197V30H195ZM243 31H245V30H243ZM214 32V31H213ZM218 32V31H217ZM223 32V31H222ZM237 32V31H236ZM130 33H131V31H130ZM203 33V32H202ZM226 33V32H225ZM233 33V32H232ZM245 33H243V34H245ZM170 34V35H169ZM191 34H193V33H191ZM196 34V33H195ZM205 34H207V33H205ZM264 34V33H263ZM185 35V34H184ZM235 35H236V37H235ZM170 36V37H169ZM197 36V35H196ZM200 36H201V38H200ZM209 38H208V37ZM241 36V35H240ZM264 37V36H263ZM10 38V37H9ZM151 38H155V46H151L152 48H154V49H152L151 48V55H150V57L151 58H149V60H148V63H149V68L151 69V70H149V71H147L148 72V76L146 75L147 74V72H146V65H145V63H144V58H143V56H142V54H140L141 53V51L143 50V49H146V44L149 42V40L151 39ZM261 38V39H260ZM16 39V38H15ZM20 39V38H19ZM164 40L165 41H167V45L165 44V48L163 47V49L165 50L164 52H166V55L170 58V60L169 61H167L166 60V58H167V56H166V58H161V57H163L164 55H163V53L161 52V50H163V49H161L160 48V46L162 45L161 43H164ZM190 40H191V38H190ZM11 41V40H10ZM185 41L187 42V44L185 43ZM207 41V42H206ZM12 42V41H11ZM121 42V41H120ZM179 42H181V41H179ZM203 42L204 43H207L208 44V46H205L206 44H203ZM263 43V42H262ZM261 43V44H262ZM23 43H22V41H19L18 40V38H17V40L15 41V45L16 46H20V45H22ZM161 44V45H160ZM174 44V45H173ZM123 45V44H122ZM148 45V44H147ZM242 45V44H241ZM124 46V45H123ZM122 46V48L125 50V51H129L130 52V49L131 48H127L126 46H124L123 47ZM176 46V47H175ZM250 46H249V49H250ZM261 46H263V49H264V45H261ZM148 47V46H147ZM121 48V47H120ZM236 48V49H237ZM242 48V47H241ZM247 48H248V46H247ZM119 49V48H118ZM176 49V50H175ZM222 49V48H221ZM230 49V50H231ZM235 48H233V50H234ZM262 49V50H263ZM225 50H227V48L225 49ZM224 50V51H225ZM232 50V52H234ZM247 50V49H246ZM251 50V49H250ZM249 50V51H250ZM193 51V54L191 53ZM222 50H220V52H221ZM228 51V50H227ZM236 51V50H235ZM239 51V50H238ZM238 51H236V52H238ZM241 51H242V49H241ZM249 51H248V54H250L249 53ZM260 52H261V50H259ZM264 51V50H263ZM262 51V52H263ZM130 52V53H131ZM160 52L162 53L161 55H160ZM231 51H230V53H232ZM236 52H234L233 54H235ZM245 51H243L242 53H244ZM251 52V51H250ZM113 53H114V56H113ZM225 53V52H224ZM239 53V52H238ZM241 53V52H240ZM221 54V53H220ZM226 54V53H225ZM228 54V56H229V53H227ZM161 56L160 58L158 57V56ZM224 55V54H223ZM222 55V56H223ZM235 55H237V54H235ZM234 55V56H235ZM242 55V54H241ZM255 55H256V53H255ZM254 54H251V56H253L252 58H255L254 56H255ZM261 55V54H260ZM263 55V54H262ZM225 56V55H224ZM227 56V55H226ZM243 56V55H242ZM195 57V58H194ZM231 57H233V55H230V58ZM236 58H237V56H235ZM235 57H233V59L235 58ZM244 57H245V55H244ZM247 57V56H246ZM256 57H257V55H256ZM7 58V57H6ZM185 58H188V61H189V63L187 62V60L185 59ZM191 58H194V60H191ZM248 58V57H247ZM247 58H245V59H247ZM34 59V58H33ZM119 59V58H118ZM122 59L123 58H121L120 59V61H122ZM168 59V58H167ZM171 59L173 60V63H172V61H171ZM185 59V60H184ZM232 58H231V60H233ZM240 59H242V60H244V58L242 57H240ZM249 59V58H248ZM246 60V62L247 61H249V60ZM260 59H261V57H260ZM71 60V59H70ZM165 60V61H164ZM203 61V64H202V66L200 65V67H198V69H194V67H192V69H191V71L190 72H185L183 69L185 68V65H187V64H190L191 62L194 64V62L196 63V62H200V61ZM218 60V59H217ZM216 60V61H217ZM222 60V59H221ZM229 60V59H228ZM231 60H229L230 61V63H233V61L231 62ZM241 60V61H242ZM254 60V59H253ZM264 60V59H263ZM224 61V60H223ZM256 61V60H255ZM33 62V61H32ZM221 62V61H220ZM238 62H239V59H238ZM245 62V63H246ZM254 62V61H253ZM252 62V63H253ZM8 63V65H9V67H11L12 69H16V67H17V65H15V63L13 62V60H11V61H8L7 62ZM81 63V62H80ZM79 63V64H80ZM119 63V62H118ZM202 63V62H201ZM229 63V62H228ZM230 63H229V66H230ZM244 63V62H243ZM250 63V62H249ZM77 64V63H76ZM224 64H225V62H224ZM223 64V65H224ZM235 64H236V62H235ZM251 64V63H250ZM249 64V65H250ZM255 64V63H254ZM263 64V63H262ZM261 64V65H262ZM231 65H233L234 66V63L233 64H231ZM244 65V64H243ZM246 65V64H245ZM247 65H248V63H247ZM252 65V64H251ZM251 65H250V67H251ZM259 65H260V63H259ZM264 65V64H263ZM188 66V65H187ZM193 66V65H192ZM236 66V65H235ZM82 67L84 68V73L83 74H81V75H79V78H78V80H77V83H78V85L73 81L72 83H70V85H68V87H67V89H68V92H67V94H69V93H71V91L72 90H78L79 88H81V87H83L84 86V83H82V82H84V81H87V82H89L91 79H93V78H95L94 76H95V73H93L92 71H91V69H87L85 66H83L82 65ZM197 67V66H196ZM225 68H226V65L224 66ZM237 67H238V65H237ZM240 67V66H239ZM238 67V69H237V71H240V70H242L241 68H239ZM241 67H242V65H241ZM244 67V66H243ZM246 67H248V66H246ZM260 66H258V63L256 62V64H255V66H254V69H251V71H256V69H258ZM262 67V66H261ZM191 68V67H190ZM224 68V69H225ZM230 68V67H229ZM249 68V67H248ZM194 69V70H193ZM227 69H228V67L226 68V71H227ZM232 69H234V68H232ZM260 69V68H259ZM49 70V69H48ZM47 70V68L45 69V71H42V73L43 74H45L46 76H52V75H55L54 73L52 74V73H49V71ZM262 70V69H261ZM187 71V70H186ZM228 71H229V69H228ZM231 71V70H230ZM229 71V72H230ZM235 71V70H234ZM247 71V70H246ZM245 71V72H246ZM223 72V71H222ZM232 72V71H231ZM248 72H249V70H248ZM224 73V72H223ZM251 73V72H250ZM259 73V74H258ZM52 74V75H51ZM232 74V73H231ZM228 75V74H227ZM243 75V74H242ZM253 75V74H252ZM229 76H231V75H229ZM228 76V77H229ZM173 77V78H172ZM172 78V79H171ZM253 78V79H252ZM19 79V78H18ZM243 79V78H242ZM47 80H49V79H47ZM232 80V79H231ZM256 80V79H255ZM262 80V81H261ZM17 81V80H16ZM195 81V82H196ZM228 81H230V79H228ZM180 82H182L181 81V79H180ZM195 82H194V85H195ZM255 82V83H256ZM56 83H58V82H56ZM172 83V82H171ZM185 83V82H184ZM183 83V84H184ZM254 83V84H255ZM55 85V80H50V81H48V83H47V86L48 87H51V85ZM180 84H182V83H180ZM20 80L17 82V89H19V87H20ZM58 85V84H57ZM55 86V87H58V86ZM75 85H77V86H75ZM185 85V84H184ZM243 85V84H242ZM246 85V84H245ZM190 86H192V84L190 85ZM182 87V86H181ZM193 87V86H192ZM47 88V87H46ZM186 88V91H185V93H186V95H184V96H186L187 97V95H188V93H190V92H192V91H190L191 89V87L189 88V87H184V89ZM187 88H189V90L188 91H190V92H188L187 91ZM243 88V89H244ZM58 88H53V90L52 91H50L49 93H47V92H45L46 90L44 89V91H39L38 93L36 92L35 93V95L37 96V97H40V95H41V97H43V99L47 102V101H55V100H58L59 98L60 99H62L63 97L62 96H60V94L61 93H58L57 94V90ZM249 89V90H248ZM228 91H229V89H227ZM226 90V91H227ZM205 91V90H204ZM227 91V92H228ZM244 91H243V94H245L244 93ZM41 92V93H40ZM206 92V91H205ZM184 93V92H183ZM202 93V92H201ZM229 93V92H228ZM227 93V95L229 96V94ZM115 94H117V95H115ZM215 94V93H214ZM213 94V95H214ZM225 94V93H224ZM34 95V96H35ZM174 95H179V96H177L178 98L177 99H175L176 97L174 96ZM190 95V94H189ZM188 95V96H189ZM213 95H211L212 97H213ZM217 95V94H216ZM223 95V94H222ZM183 95H181L180 96V102H181V104H183V106L185 105V106H187V103H189V101H186V99H184V98H186V97H184ZM191 96V95H190ZM226 96V95H225ZM232 96V95H231ZM239 96V97H240ZM59 97V98H58ZM192 97V96H191ZM190 97V98H191ZM207 97V96H206ZM25 98H27V97H25ZM81 98V97H80ZM106 98V97H105ZM190 98H188V99H190ZM208 98H210L209 96H208ZM217 98H219V97H217ZM223 98V97H222ZM187 99V100H188ZM232 99V98H231ZM239 99V98H238ZM248 99H247V101H248ZM32 100V98H27V101L28 102H30ZM108 100H109V103H108ZM170 100V101H169ZM216 100V99H215ZM214 100V101H215ZM221 100H225V99H221ZM220 100V101H221ZM176 101V102H177ZM204 101H206V100H204ZM209 101V100H208ZM210 101H211V99H210ZM209 101V102H210ZM236 101H238L237 99H236ZM241 100H239V105L241 104V102H240ZM263 101V103H261ZM167 102V103H168ZM180 102L178 103V107L181 105L180 104ZM207 102V101H206ZM222 103H223V101H221ZM220 102V103H221ZM250 103V101L249 102H247L248 103V105H249V107H250V105L251 104H253V103ZM171 103V102H170ZM169 103V104H170ZM174 103V102H173ZM173 103H171V104H173ZM191 103V102H190ZM189 103V104H190ZM208 103V102H207ZM207 103H205V104H207ZM237 103V102H236ZM247 103H246V106H247ZM250 103V104H249ZM180 104V105H179ZM193 104V105H194ZM205 104H203L202 103V106H207V105H205ZM209 104V103H208ZM225 104V103H224ZM244 104V103H243ZM258 104V105H257ZM177 105V104H176ZM176 105H175V103L173 104V106H172V108L171 109H176L177 107H176ZM220 105V104H219ZM237 105V104H236ZM236 105H234V106H236ZM32 106H33V108L35 109V111H37L38 112V109L40 108V106L38 105H36L35 103H34V101H32ZM175 106V107H174ZM201 106V107H202ZM224 106V105H223ZM241 106H243V105H240V107ZM245 106V105H244ZM168 107V106H167ZM195 107V106H194ZM208 107H209V105H208ZM231 107V106H230ZM233 107V106H232ZM237 107H239V106H237ZM237 107L235 108V109H237ZM239 107V108H240ZM248 107V106H247ZM253 107L251 108V109H253ZM140 108L136 111V112H139L140 111ZM149 108V107H148ZM170 108V107H169ZM190 108V107H189ZM193 108V107H192ZM200 108V107H199ZM202 108H204V107H202ZM213 108V107H212ZM243 108V107H242ZM255 108V109H256ZM151 109V108H150ZM153 109V108H152ZM245 109V108H244ZM244 109H242V110H244ZM254 109V110H255ZM186 110H188V109H186ZM190 110V109H189ZM192 110V109H191ZM197 110H200L199 112L197 111V118L196 119H199L200 121H201V123L200 124H203L204 123V125H201V126H203L202 128H204L205 129V131L207 132V134L209 135V134H214V133H211V129L210 128H212V126L210 127L209 126V124H205V122L207 121V119H209L210 120V117H211V109L209 108V110H207V107L206 108H204V109H202L201 110V108L200 109H197ZM231 110V109H230ZM239 110V115H240V113H242L241 112V109H238ZM253 110V111H254ZM44 111V110H43ZM60 111V110H59ZM152 111V110H151ZM167 111H169V110H167ZM170 111H172V110H170ZM174 111V110H173ZM172 111V112H173ZM193 111V110H192ZM36 112V113H37ZM61 112V111H60ZM150 112V111H149ZM154 112H156L157 113V111H155L154 110ZM185 112V111H184ZM220 112V111H219ZM230 112H232V110L230 111ZM234 112V111H233ZM235 112H236V110H235ZM250 113L252 112V110H250L249 111ZM248 112V113H249ZM39 113V112H38ZM40 113H42V110L40 111ZM169 113V112H168ZM195 113H196V111H195ZM237 113V112H236ZM236 113H233L234 115H236L237 117H239ZM249 113V114H250ZM140 114V113H139ZM143 114V113H142ZM141 114V115H142ZM151 114H153V112H150V115ZM171 114V113H170ZM173 114H175L176 116L174 117L175 118V120H180V119H183L182 117H180L181 115H180V113L178 114L177 113V111H175ZM213 114V113H212ZM231 114V113H230ZM40 117L39 118H41V120L43 119L46 123H47V127H49L50 128V125H53L54 124V122L55 121H53L52 119V117L51 118H47L48 116H42V114H38ZM45 115V114H44ZM73 115V113L71 114V116ZM136 115H138V113L136 114ZM137 116V118L136 119H134L135 121L134 122H136V124L133 126V128H136V127H138L140 124H143L142 123V119H147L148 121V123H147V125L145 126V124H144V126H145V129L142 127V129H144V130H146V132L150 135V137L148 136L147 137V135H145L144 133H142V131H141V133L140 132H137L138 133V135H140L139 137H141L142 138V141H141V139H140V142H141V144L139 143V144H137L138 142H139V138L136 136V139L138 138V141H137V143H136V145L134 146V153H132V154H135V155H138V156H140L141 154V152L142 153H145V154H147V151L149 152L150 150L148 149L147 151H145V145L147 144V142L149 141V140H151L152 142H151V145L153 144V145H155L156 144V141L157 140H159V142L162 140L161 138H160V136L159 135H157V132L155 133L154 131H153V127L152 126H156L157 127V123H155V124H157V125H154V121H153V119L155 118H153L152 120H151V117L147 114V111L145 110V114L143 115V116ZM190 115V114H189ZM193 115H196V114H193ZM222 115V114H221ZM242 116H243V114H241ZM240 115V116H241ZM42 116V117H41ZM98 116H100V117H98ZM157 116V115H156ZM184 116V115H183ZM72 117H74V116H72ZM158 117V116H157ZM188 117V116H187ZM213 117V116H212ZM232 117H234V116H232ZM237 117H236V119H234V120H238L237 119ZM248 117L249 118H251V119H248ZM186 118V117H185ZM195 118V117H194ZM229 118V117H228ZM227 118V119H228ZM235 118V117H234ZM70 120L69 121H71V117L69 118ZM72 119H74V118H72ZM76 119V118H75ZM157 119V118H156ZM230 120H231V117L229 118ZM246 119V120H245ZM55 120V119H54ZM133 120V119H132ZM174 120V119H173ZM175 120H174V122H175ZM204 120H206V121H204ZM213 120V119H212ZM245 122H244V121ZM27 121H28V119H27ZM144 121V120H143ZM226 121V120H225ZM229 121V120H228ZM228 121H226V122H228ZM232 121V120H231ZM57 122V121H56ZM157 122V121H156ZM196 122H197V120H196ZM151 123H153V125L151 124ZM160 123V122H159ZM189 123V122H188ZM198 123V122H197ZM208 123H210V122H208ZM231 123H233V122H231ZM235 123V122H234ZM237 123V122H236ZM235 123V124H236ZM238 123H240V121H238ZM241 123V124H242ZM59 124V123H58ZM162 124V123H161ZM173 124V123H172ZM196 124V123H195ZM199 124V125H200ZM211 125H212V123H210ZM174 125V124H173ZM233 125V124H232ZM238 124H236V127H238L237 126ZM141 126V125H140ZM139 126V127H140ZM163 126V125H162ZM233 126H235V125H233ZM232 126V128H236V127H233ZM56 127H58L57 126V124H56ZM55 127V128H56ZM164 127V126H163ZM172 127V128H171ZM175 127V128H176ZM49 128H48V130H49ZM61 128L64 130L65 128H63L62 127V125H61ZM153 128V129H152ZM167 128H166V130H167ZM215 128V126L213 127V129ZM24 129V128H23ZM30 129H32L33 131H35V133L36 134H38L39 135V137H40V140H39V137H38V144L40 145V147H41V149H46L47 147H49V146H54V147H60V145H61V143H63V137L65 136H63L62 135V142L60 141V143H59V141L58 140H56L55 139V137H58L57 135H59L60 134V132H61V130L62 129H59V131H57V133L53 136V138H52V136L51 137H49L48 139H47V141H45L43 138H42V131L40 130V128H38L37 127V125H31V128ZM158 129V128H157ZM155 130V131H158V130ZM176 129V130H177ZM216 129V128H215ZM215 129H214V131H215ZM73 130H75V129H73ZM233 131H234V129H232ZM232 130L230 131V132H232ZM238 129L236 128V131H237ZM71 131H72V129H71ZM205 131H203V132H205ZM239 131H237V132H239ZM24 132V131H23ZM22 132V133H23ZM58 132H59V134H58ZM64 132V131H63ZM128 132V131H127ZM126 132V133H127ZM195 132V131H194ZM205 132V133H206ZM218 132H220V131H218ZM25 133V132H24ZM234 132H232V134H233ZM54 134V133H53ZM63 134V133H62ZM160 134V133H159ZM239 134H241L240 135V137H237ZM128 135V134H127ZM220 135V134H219ZM23 136H25V135H23ZM61 136V135H60ZM98 136H100V138H104L105 139V141H106V144L105 145H107V147L106 148H110V147H115V140H114V138H113V136L110 134V133H108V132H105V133H103V134H101V135H98ZM212 136H215V135H212ZM231 136V135H230ZM127 137V136H126ZM196 137V136H195ZM200 137V136H199ZM210 137H211V135H210ZM232 137V136H231ZM167 138V137H166ZM170 138V139H171ZM213 138H215V137H213ZM233 138H234V136H233ZM233 138H231L232 139V142H233ZM93 139V138H92ZM95 139H97L96 137H95ZM149 139V140H148ZM203 139V138H202ZM201 139V140H202ZM216 139V138H215ZM126 141H125V144H123L125 147H127L128 146V139H125ZM163 140H164V138H163ZM167 140H168V138H167ZM65 141H67L66 143H68V149L66 148V155H65V163H67V167H65L66 166V164L65 163H63V165H65L64 167L65 168H63V170H61L62 172H63V174L62 175H60V178H59V181H57V182H59V183H57L58 185H61V183L64 181V182H74V181H76V180H78V182H74L75 184L76 183H78L79 185H84V184H86L88 181H90L89 183H92L93 185H91L90 186V189L92 190L93 188H95L96 187V185L98 186V185H110V183L111 182H113V180H116V181H118V184H119V181H121L120 180V178H122L123 177V174H126V170L127 169H123V170H120V171H118V170H116L113 174L111 173V175H107L106 177H104V178H101V180L100 181H98V182H96L98 179L96 178V180H94V182H92L90 179H92L93 180V178H91L92 176H95L96 177V174L98 173V171H96V168L98 167V166H100V165H102V163H100L99 161H96L95 162V160H94V163H90V160H89V158H86V155H85V157H83V159L84 158H86L85 160H83V159H81V158H79V159H81V160H79L77 157V153L78 152H80L81 150H83V149H86L87 147H88V145L87 144H82V145H77L76 143H77V139H75V138H73V136H71V137H67V138H65ZM158 142V141H157ZM206 143V142H205ZM204 144V143H203ZM138 145V146H137ZM165 145V144H164ZM166 145V146H167ZM199 145V144H198ZM231 145V144H230ZM123 146V147H124ZM157 146V145H156ZM165 148V150H163V147ZM146 147H147V145H146ZM149 147V146H148ZM160 147V146H159ZM158 147V148H159ZM175 147V148H174ZM199 147H200V145H199ZM152 148V150L150 151V152H152V151H154V150H156V149H153V147L152 146H150V149ZM157 148V149H158ZM206 148V147H205ZM229 148H230V151H229ZM160 149V148H159ZM207 149V148H206ZM242 149H244L245 150V152L243 153V154H241V155H239L238 153H237V150H242ZM145 152H144V151ZM166 150V151H167ZM199 150H200V148H199ZM203 149H201V151H202ZM58 151H59V149H58ZM124 151V150H123ZM157 151V150H156ZM159 151V150H158ZM161 151V150H160ZM83 152V151H82ZM86 152H88L87 150H86ZM125 152V151H124ZM155 152V151H154ZM212 152V151H211ZM251 152V153H250ZM56 153H57V151H56ZM153 153V152H152ZM158 153H160V152H158ZM196 153V152H195ZM197 153H198V151H197ZM202 153V152H201ZM248 153H250V154H248ZM203 154V153H202ZM202 154H200V155H202ZM252 154L254 155L253 157H252ZM155 155V154H154ZM159 155V154H158ZM167 155V154H166ZM92 156V155H91ZM137 156V157H138ZM147 156V155H146ZM145 156V157H146ZM163 156V155H162ZM161 156V157H162ZM59 157V156H58ZM87 157H89V156H87ZM94 157V156H93ZM143 158V157H139L138 159L136 158V159H134L135 161V166H139V169H140V167H143L144 165H146L145 163H147L145 160L147 159V158ZM168 157V156H167ZM170 157V156H169ZM172 157V156H171ZM174 157V156H173ZM224 157V156H223ZM196 158V157H195ZM96 159V158H95ZM99 158H97L96 160H98ZM151 159V158H150ZM200 159V158H199ZM91 160H92V158H91ZM195 160V159H194ZM222 160H223V158H222ZM221 160V161H222ZM60 161V160H59ZM88 161H89V163H88ZM150 161V160H149ZM171 161V160H170ZM189 161H191V160H189ZM220 161V162H221ZM253 161V162H254ZM39 162V161H38ZM37 162V163H38ZM61 162V161H60ZM247 162V161H246ZM252 162V163H253ZM107 163V162H106ZM171 163V162H170ZM187 163V162H186ZM190 163V162H189ZM191 163H192V161H191ZM36 164V163H35ZM148 164V163H147ZM188 164V163H187ZM224 164V163H223ZM248 164V162L247 163H245V164H242V165H247ZM249 164V165H250ZM37 165V164H36ZM63 165H62V167H63ZM133 164H132V166H134ZM169 165V164H168ZM194 165H196V164H193V166ZM174 166V165H173ZM176 166V165H175ZM188 166H190V165H188ZM187 166V167H188ZM192 166V165H191ZM192 166V167H193ZM225 166L223 167V168H225ZM248 166V165H247ZM246 166V167H247ZM261 166V165H260ZM145 167H148V166H144V168ZM191 167V168H192ZM195 167V166H194ZM198 167V166H197ZM196 167V168H197ZM37 168V167H36ZM127 168H129V167H127ZM135 168V167H134ZM248 168V167H247ZM252 168V167H251ZM259 168V167H258ZM257 168V169H258ZM59 169V168H58ZM62 169V168H61ZM169 169V170H170ZM195 169V168H194ZM193 169V170H194ZM221 169H222V167H221ZM60 170V169H59ZM145 170V169H144ZM153 170V169H152ZM187 170H188V168H187ZM198 170V169H197ZM225 170V169H224ZM247 170V169H246ZM246 170H245V172H246ZM139 171V170H138ZM142 171V173H143V170H141ZM146 171H150V170H146ZM226 171V170H225ZM58 172V174H59V171H57ZM56 172V173H57ZM62 172H60V173H62ZM129 172V171H128ZM198 172V171H197ZM249 172V170L246 172V173H248ZM36 173V172H35ZM131 173V172H130ZM146 174H147V172H145ZM110 174V173H109ZM129 174V173H128ZM128 174H126V175H128ZM151 174V173H150ZM170 174V175H169ZM186 174V173H185ZM223 174V173H222ZM53 175H55V173L54 174H52V176ZM149 175V174H148ZM152 175V174H151ZM154 175H156L155 173H154ZM160 175H162V174H160ZM176 175V176H175ZM59 176V175H58ZM159 176V175H158ZM157 176V177H158ZM175 176V177H174ZM185 176V175H184ZM184 176H183V178H184ZM187 176V178H190V176L189 175H186ZM127 177V176H126ZM147 177V176H146ZM149 177V176H148ZM156 177V178H157ZM177 177V178H176ZM29 178V177H28ZM27 178V179H28ZM39 178V177H38ZM124 178V177H123ZM151 177H149V179H150ZM208 178V177H207ZM158 179H160V178H158ZM124 180V179H123ZM147 180V179H146ZM151 180V182H152V180H154V179H150ZM184 180V179H183ZM209 180L210 179H208L207 181L209 182ZM115 181V182H116ZM155 181V180H154ZM182 180H180V182H181ZM190 181V180H189ZM212 181V180H211ZM210 181V182H211ZM96 182V184H94ZM148 182H149V185L151 184L150 183V181L148 180ZM205 183V185L204 186H206L207 184H209V183ZM263 182V183H262ZM73 183V184H74ZM117 183V182H116ZM124 183H125V181H124ZM146 183V182H145ZM155 183V182H154ZM191 183V182H190ZM189 183V184H190ZM214 183V182H213ZM213 183H212V186H213ZM68 184V183H67ZM74 184V186L73 187H78V185L76 186ZM159 184V182L157 183V185ZM172 184V185H171ZM188 184V183H187ZM186 184V185H187ZM211 184V183H210ZM221 184V183H220ZM63 185V184H62ZM70 185V184H69ZM82 185V186H83ZM113 185V184H112ZM121 185V184H120ZM153 185V184H152ZM71 186H72V184H71ZM111 186V185H110ZM122 186V185H121ZM147 186V185H146ZM188 186H190V185H188ZM203 186V187H204ZM63 187V186H62ZM73 187L71 188L70 187V189H73ZM115 187H118L117 185L116 186H114V188ZM151 187V186H150ZM155 187H158V186H156V184H155ZM154 187V188H155ZM207 187V186H206ZM210 187V186H209ZM208 187V188H209ZM106 188H108V187H106ZM113 188V187H112ZM153 187H151V189H152ZM183 188H185V187H183ZM208 188H204V189H208ZM54 189H56V187L54 188ZM59 189V188H58ZM61 189V188H60ZM78 189H80V188H76L75 189V191L77 192V190ZM85 189V188H84ZM90 189H88V190H90ZM109 189V188H108ZM107 189V190H108ZM123 189V188H122ZM156 189V188H155ZM188 189V188H187ZM200 189V188H199ZM203 189V188H202ZM210 189H211V187H210ZM209 189V190H210ZM212 189H213V187H212ZM61 190H63V189H61ZM69 190V189H68ZM74 190V189H73ZM73 190H70V191H73ZM106 190V189H105ZM109 190H111V187H110V189ZM116 190H117V188H116ZM120 190V189H119ZM183 190H184V192H183ZM209 190H206V192H205V194H207V192L209 193ZM218 190V189H217ZM74 191V192H75ZM81 191V190H80ZM83 191V190H82ZM82 191H81V193L78 191V193H80V196L82 197V199H81V201H80V203L78 202V200H76L79 204V209H77V207H75L76 209L75 210H72L71 208H73V207H70L71 205H69L68 206V204H69V202L71 201V197L73 196V198H74V195H76V194H74V192H73V194H72V192H69V194L71 193V195H70V197H69V194H68V198H70V201L68 200L67 202H68V204H67V206L68 207H70V208H67V209H69L68 211H67V214L65 215L64 213H61V214H59V215H57V217H55V219H54V221L53 222H51V224L45 229L46 230V232L47 233H45L43 236H45L46 234H47V238H45V239H49L48 240V242L47 243H49L48 244V246H49V249H48V253L46 254V255H44V254H42L43 256L41 257L42 259L39 261V263L38 264H136V263H134L135 261L132 259L133 257V255H132V253H131V249L130 248H128L127 246H125L126 245V243H130L131 242V238H130V235H131V232H130V230H132V226L129 224L128 226H125V228H124V230H122V231H118V229H117V227H115V225L112 223V220H111V222L108 220V221H105V222H103L104 224H101L100 226H99V223H102V221L100 220V217H102L103 216V214L108 210L110 213L112 212L113 213V215H114V211H115V209L117 208V207H119L118 205H119V203L118 204H116V202L114 203V201H109V200H107V198H106V200H107V202L109 201V202H111V203H108L107 205V207H106V203H103L102 205H100V206H94V204L92 205V203H91V201H88L87 200V202H84L85 200H86V198L87 197H84V196H82L83 194L85 195V193H88L87 192V190H85L86 192L84 193L83 192V194H82ZM104 191V190H103ZM112 191H113V189H112ZM115 191V190H114ZM113 191V192H114ZM152 191V190H151ZM214 191V190H213ZM213 191H211L210 190V192H213ZM214 191V192H215ZM60 192H63V191H60ZM119 192H121L122 194L124 193V192H122V190L121 191H119ZM153 192V191H152ZM158 192V191H157ZM160 192V193H161ZM164 192V191H163ZM198 192H200V191H198ZM215 192V193H216ZM55 193V192H54ZM112 193V192H111ZM118 192H116V194H117ZM149 193H150V188H149ZM82 194V195H81ZM103 195H104V197H105V194L104 193H102ZM113 194H115V193H113ZM119 194V193H118ZM118 194H117V196H118ZM129 195L131 194V196L133 195L131 192L130 193H128ZM151 194V193H150ZM243 194H245V196H247L246 198V201H248V202H246V203H243V202H239L238 203V201H240V198H241V196H243ZM61 195V194H60ZM102 195V196H103ZM121 195V194H120ZM124 195H125V193H124ZM126 195H127V193H126ZM126 195H125V197H126ZM129 195H127V197L125 198H123L124 199V202L126 203H124L123 201H121V202H123V204H125V205H127V203H129L131 200H130V198H129ZM138 195V194H137ZM159 195V194H158ZM161 195V194H160ZM159 195V196H160ZM162 195H163V193H162ZM162 195H161V197H162ZM77 196H79V195H76V197ZM79 196V197H80ZM135 196V195H134ZM79 197H77L78 199H79ZM113 198L115 197V195H113L112 196ZM120 197H123V196H120ZM133 197V196H132ZM136 197H138V196H136ZM205 197V196H204ZM76 198V199H77ZM116 198V197H115ZM114 198V199H115ZM212 198V197H211ZM211 198H210V200H211ZM75 199V198H74ZM79 199V200H80ZM100 199H102V198H100ZM113 199V200H114ZM117 199H119L120 200V198H117ZM116 199V200H117ZM122 199V198H121ZM122 199V200H123ZM139 199V198H138ZM159 199V198H158ZM163 199V198H162ZM213 199V198H212ZM161 200V199H160ZM166 200V201H167ZM72 201H74L73 199H72ZM71 201V202H72ZM101 201V200H100ZM103 201V200H102ZM133 201V200H132ZM131 201V202H132ZM208 201H209V198H208ZM207 201V202H208ZM84 202V204H83V206H80L81 205V203H83ZM161 202H162V200H161ZM160 202V203H161ZM197 202V201H196ZM235 202H237L238 204H236V207H235V209L236 208H238V209H234V208H232L231 206L233 205V203H235ZM51 203V202H50ZM53 203V207H52V216L53 215H55L56 213L54 212L55 211V208L57 209V207H56V202H52ZM72 203H74V202H72ZM76 203V202H75ZM74 203V204H75ZM163 203H165V202H163ZM162 203V204H163ZM209 203V202H208ZM210 203H211V201H210ZM209 203V204H210ZM260 203V204H261ZM71 204V203H70ZM74 204H72L73 206H74ZM98 204V203H97ZM122 204V203H121ZM208 204V208H210V209H212V204L211 205H209ZM51 205V204H50ZM105 205V206H104ZM238 205V206H237ZM104 206V207H103ZM162 206V205H161ZM210 206V207H209ZM213 206H214V204H213ZM51 207V206H50ZM151 208V207H150ZM168 208V207H167ZM207 208V209H208ZM70 209L72 210V211H70ZM152 209V208H151ZM163 209V208H162ZM161 209V210H162ZM169 209V210H170ZM243 209V208H242ZM143 210H144V208H143ZM160 210V211H161ZM48 211H51L50 209L48 210ZM70 211V212H69ZM154 212V211H153ZM199 212V211H198ZM209 213H210V210L208 211ZM230 212V213H229ZM107 213V212H106ZM197 213V214H196ZM201 213V212H200ZM234 213V215H236V213H237V218L239 219V221H237L236 222V224H235V222H234V224L232 223V221H231V223L230 222H228L229 220H227V218H229V217H227L229 214H233ZM64 214V215H63ZM109 214V213H108ZM143 214V213H142ZM211 214H212V210H211ZM215 214V213H214ZM214 214H212V216L214 215ZM216 214H217V211H216ZM228 214V215H227ZM105 216V215H104ZM107 216V215H106ZM110 216H112L111 214H110ZM262 216V215H261ZM43 217V216H42ZM41 216H40V218H41V221L39 222V225L40 226H43L44 225V222H43V219L44 218H42ZM49 217V216H48ZM112 217H115V216H112ZM111 217V218H112ZM142 217H143V215H142ZM145 217V216H144ZM211 217V216H210ZM110 218V219H111ZM263 218H264V215H263ZM109 219V218H108ZM113 219V218H112ZM143 219V218H142ZM87 220H89L90 222H92V223H88L87 224ZM144 220H146V218H144ZM143 220V221H144ZM116 221V220H115ZM114 220H113V222H115ZM255 221V220H254ZM257 222V221H256ZM46 224V223H45ZM89 224H92V226H90ZM251 225V224H250ZM249 228H252V230L251 229H249ZM126 230H127V232H126ZM40 232H42V234H43V232H44V230H39ZM160 231H162V230H160ZM151 232V231H150ZM109 233H112V234H115V235H117V234H119V235H121V236H123L124 238L123 239H121V238H118V239H114V237H113V241L110 239V237L108 236V234ZM1 234V233H0ZM77 235V236H76ZM78 235L79 236H82L83 238H84V241L86 242H82L81 241V239L80 240H78V239H75L74 238V236L75 237H78ZM101 235H106L107 237H108V239H109V242L111 243V244H104V243H100V237H101ZM106 237V238H107ZM7 239L8 238H6V236L4 237V236H1L0 235V242H5V241H7ZM149 239V238H148ZM205 239V240H206ZM151 240V239H150ZM202 240V239H201ZM204 241V240H203ZM13 242V241H12ZM12 242H11V244H12ZM147 242V241H146ZM169 243L170 242H172V241H168ZM8 243V242H7ZM168 243V244H169ZM10 244V245H11ZM145 244H147V243H145ZM259 246H258V245ZM4 244H1L0 245V264H5L6 263V261H7V259L9 258V256H10V253L9 252H7L8 251V249H6L7 247L5 246ZM147 246V245H146ZM169 246H171L172 247V244H170ZM178 246V247H177ZM30 247H32V246H30ZM9 248V247H8ZM145 248V250H144V253H143V255H145L146 253H147V247H144ZM169 249H171V248H169ZM169 249H166V253H164V255L162 256L161 254V256L162 257H166V255H167V253H168V251L170 252V250ZM174 249V248H173ZM175 249L174 250H172V252H174L175 251ZM168 250V251H167ZM165 252V251H164ZM182 253V252H181ZM170 254H171V252H170ZM169 254V255H170ZM246 254V255H247ZM39 255L40 254H37L36 255V258L37 259H40L39 258ZM173 255H174V253H173ZM172 255V257H174ZM176 255V254H175ZM177 256H178V254H177ZM167 258H171V257H168V255H167ZM167 258H165L166 260H169V259H167ZM174 259V258H173ZM173 259H170L169 261L171 262V264H172V260ZM168 261V262H169ZM170 262H169V264H170ZM34 263V262H33ZM176 263H174V264H176ZM35 264V263H34Z\"/></svg>",
	"mask_w": 264,
	"mask_h": 264
}]
</instances>
